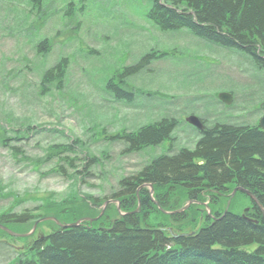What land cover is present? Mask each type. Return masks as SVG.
Wrapping results in <instances>:
<instances>
[{
    "label": "rangeland",
    "instance_id": "obj_1",
    "mask_svg": "<svg viewBox=\"0 0 264 264\" xmlns=\"http://www.w3.org/2000/svg\"><path fill=\"white\" fill-rule=\"evenodd\" d=\"M67 1L44 0L47 14L59 12L44 22L45 14V25H41L37 36H32L30 24L36 20L37 10L28 0H0V130L12 138V131L20 130L26 137L7 144L27 157L10 155L7 147L0 146V186L3 192L13 193L0 196V208L31 210L40 203L37 198L51 192L56 200L74 192L77 197H107L116 188L118 178L141 170L144 164L165 154L171 144L174 151L191 149L199 135L184 122L190 113L207 124L253 126L258 122L263 112L258 105L264 100V71L253 68L248 57L184 31H158L145 21L151 0H85L81 5L74 0L75 18L80 22L70 26L58 19L64 9L66 17L73 16V9L66 10L72 7L65 6ZM62 29L65 35L72 32L74 41L61 48L53 45L47 55L37 54L35 44L44 37H56L59 30L58 38H63ZM152 49L168 54L151 57L135 72L125 73L127 64L150 54ZM66 54L69 60L63 84L59 89L49 85L46 92L40 93L42 73L55 64L59 55ZM120 80L127 81L135 91L137 106L124 103L125 97L115 101L105 91L108 82L117 85ZM224 90L233 95L228 106L215 101V93ZM166 116L177 120L170 142L164 140L157 146L121 154L123 142L103 138L124 127L136 130ZM61 142L74 145L73 151L62 156L75 158V167L64 162L58 163L59 169L52 162L41 164L37 170L32 167L31 158L44 157L51 146ZM90 156L97 161L88 163ZM249 203L250 198L240 196L230 209L239 214ZM204 221L201 218L198 225ZM53 226L47 222L38 225L31 240L51 233ZM24 242L2 239L0 264H15Z\"/></svg>",
    "mask_w": 264,
    "mask_h": 264
},
{
    "label": "trees",
    "instance_id": "obj_2",
    "mask_svg": "<svg viewBox=\"0 0 264 264\" xmlns=\"http://www.w3.org/2000/svg\"><path fill=\"white\" fill-rule=\"evenodd\" d=\"M43 1L28 0L38 13L30 24V32L35 33L32 36L39 34L36 33L47 18L58 13L49 11L47 14L49 8L44 7ZM83 1L77 0L78 5ZM67 3L72 7L66 10L74 11L75 1ZM71 18L66 17L63 10L58 19L68 24ZM147 18L161 31L187 28L208 43L236 50L250 59L253 68L264 71V0H153ZM74 21L80 22L77 18ZM56 38L44 37L38 41L37 54L47 55L52 44L61 48L73 39L67 34L59 43ZM153 54L137 58L124 68L125 73L135 72L158 53ZM60 56L42 73L40 93L46 92L49 85L59 89L63 84L69 55ZM120 83L108 82L105 91L116 100L122 97L129 100L131 86L127 81L120 80ZM176 124L174 118L164 117L136 130H122L112 138L126 146L122 153H133L157 146L164 140L170 142ZM19 131H12V138L0 130V146L7 147L10 155L27 159L24 152L7 144L12 139L26 137ZM73 148L71 143H57L44 157L31 158L32 167L37 170L45 162H52L58 169L61 168L58 163L62 162L75 167V158L62 156ZM169 151H172L170 146L165 154L155 157L141 170L121 178L106 197L117 200L124 215L119 216L116 206L109 204L104 214L91 224L82 221L73 227L60 228L52 221H43L38 225L53 224V231L31 242L23 238L27 243L18 251L15 264H264V217L259 208L251 207L244 213L246 218L230 210L221 216L235 186L250 191L264 210V131L257 125L216 123L201 132L193 149L181 147L174 153ZM96 161V157L90 156L88 163ZM143 184L153 186L152 198L157 205L149 189L140 187ZM3 188L0 186V196L13 195L11 191L3 192ZM74 194L68 199L56 200L51 192L37 198L40 203L31 210L15 212L11 210L14 206L2 207L0 209H7L0 210V224L23 233L35 220L45 216L73 223L97 216L98 207L106 200ZM188 200L196 202L183 212H162L175 211ZM18 201L15 197V202ZM198 202H207L215 219H211ZM201 218L205 221L198 225ZM171 233L187 235L173 237ZM4 238L13 237L0 229V241Z\"/></svg>",
    "mask_w": 264,
    "mask_h": 264
},
{
    "label": "water",
    "instance_id": "obj_3",
    "mask_svg": "<svg viewBox=\"0 0 264 264\" xmlns=\"http://www.w3.org/2000/svg\"><path fill=\"white\" fill-rule=\"evenodd\" d=\"M218 98H219V100L225 102L226 104H229V103L231 102V98H232V97H231V95L228 94V93H220V94H218ZM260 108L264 111V101L260 103ZM186 121H187L189 124H191L192 126L197 127L199 130H202V129H203V126H202L201 122H200L199 119H198L196 116H194V115H190V116H188V117L186 118ZM258 123H259V126L264 130V113H263V115L260 117ZM149 188H150V193H152V191H153L152 186L149 185ZM237 190L242 191V192L248 194L250 197L252 196L249 192H247V191H245V190H243V189H241V188H238V187H236L235 189L232 190L231 195H234V193H235ZM252 197L254 198V196H252ZM254 201H255L256 204H258V201H257L255 198H254ZM258 205H259V204H258ZM186 207H187V205H185L183 208H181V209L178 210V211H181V210L185 209ZM261 213H262V215H263V217H264V212H263L262 209H261ZM76 223H78V222H76ZM76 223H74V224H70V225H61V226H62V227H69V226H72V225H76ZM0 228H1L2 230H4L5 232L9 233V234L15 235V234L12 233L9 229H7L5 226H3V225H1V224H0Z\"/></svg>",
    "mask_w": 264,
    "mask_h": 264
},
{
    "label": "bare ground",
    "instance_id": "obj_4",
    "mask_svg": "<svg viewBox=\"0 0 264 264\" xmlns=\"http://www.w3.org/2000/svg\"><path fill=\"white\" fill-rule=\"evenodd\" d=\"M68 224H69V225H70V224H74V222H73V223H68ZM72 226H75V225H72Z\"/></svg>",
    "mask_w": 264,
    "mask_h": 264
}]
</instances>
